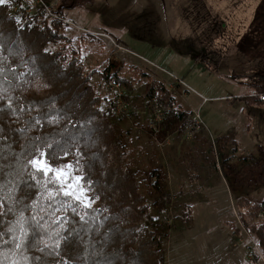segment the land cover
Listing matches in <instances>:
<instances>
[{"label":"trees","instance_id":"1","mask_svg":"<svg viewBox=\"0 0 264 264\" xmlns=\"http://www.w3.org/2000/svg\"><path fill=\"white\" fill-rule=\"evenodd\" d=\"M11 2L18 7L22 4V0ZM60 3L68 7L64 1ZM10 5L0 3V171L12 184L0 191L5 201L0 211L9 207L12 211L3 217L11 223L0 225V231L13 227L19 236L22 226L28 233V244L23 249L5 245L0 250V261L166 264L163 241L175 222L190 228L193 211L186 205L177 215L169 214L175 203L163 166H145V148L134 143L138 133L135 136L133 129L119 126L129 119L131 109L118 112L116 98L96 95L91 79L98 73L103 84L114 82L122 88L145 84L146 95L170 107V115L178 124L184 113L171 107L174 98L170 90L149 70L134 63L116 68L91 67L85 62L81 40L65 34L62 20L50 19L47 9L41 6L30 13L20 8L23 14L18 19ZM86 34L89 40L103 44L100 37ZM252 87L255 95L245 93L235 100L247 106L261 105L259 95L264 93V85ZM104 101L107 106L101 109L99 104ZM213 144L228 185L236 194L241 227L235 228L232 223L228 226L236 234L241 230L251 234L264 256V222L260 220L264 198L257 201L239 192L244 187H264V146L259 143L258 155L240 163L235 156L240 151L235 137L219 136ZM42 151L51 152L57 165L79 160L78 168L85 180L92 182L91 207L73 204V213L71 208L63 210L61 206L62 201H69L68 197L48 199V190L55 191V186L48 184L45 188L42 173H35L33 179L34 169L27 163ZM15 184L20 185L19 191H12ZM9 235L2 239L7 240ZM64 236L70 242H61L57 248L58 238ZM254 257L260 259L257 252Z\"/></svg>","mask_w":264,"mask_h":264},{"label":"rangeland","instance_id":"2","mask_svg":"<svg viewBox=\"0 0 264 264\" xmlns=\"http://www.w3.org/2000/svg\"><path fill=\"white\" fill-rule=\"evenodd\" d=\"M61 1L22 0L19 7L11 0L3 3L11 4L18 19L22 7L27 13L45 7L50 19L65 24V34L81 40L91 67L134 63L149 70L170 90L171 107L184 113L178 124L170 107L146 95L145 84L117 89L114 82L103 84L98 73L91 79L96 95L114 99V91L119 95L120 90L131 102L129 119L119 126L138 133L134 143L146 149L145 166H163L175 203L169 214L177 215L186 205L193 211L192 226L175 222L163 241L166 264H264L256 239L228 226L241 227L236 194L212 145L219 136L235 137L240 163L258 155L259 143L264 146V103L247 106L235 100L245 93L255 95L252 86L264 85V0ZM87 32L103 44L89 40ZM107 101L99 104L101 109ZM239 192L257 201L264 198L261 186ZM260 220L264 222V215Z\"/></svg>","mask_w":264,"mask_h":264},{"label":"snow or ice","instance_id":"3","mask_svg":"<svg viewBox=\"0 0 264 264\" xmlns=\"http://www.w3.org/2000/svg\"><path fill=\"white\" fill-rule=\"evenodd\" d=\"M4 0H0V3H3ZM2 132V129H0ZM49 149L52 148L51 145L48 146ZM65 152V156H67ZM28 165H31L34 169L33 179L35 178V173H42L45 184L44 187L47 188L48 184H53L55 186V191L49 189L47 192L48 199H54L57 195H63L68 197L69 201H62L61 206L63 210L71 208L73 213L76 212V207H73V204L82 207H91V204L94 203V198L88 195L90 191L91 181H86L84 175H77L76 173L80 171L78 168L79 160L75 164L69 162L64 164L57 165L55 160L52 158V153L49 151L39 152L37 155L33 156L32 159L28 160ZM51 172V176L49 173ZM39 183V181H37ZM12 184L11 181H6L4 179L3 172L0 171V191H2L6 186ZM31 185H29L30 187ZM20 185H12V191H19ZM79 192L80 194H77ZM23 197H21V200ZM20 200H17L16 203H19ZM4 198H0V209L4 208ZM35 203V201H34ZM12 208L9 207L7 211H0V225L10 224V221H5L3 217L7 216L8 212H11ZM21 220L23 217L20 218ZM81 220L84 219V216L80 217ZM19 223V221H17ZM62 227V225H61ZM11 234V235H9ZM5 235H9L7 240L2 239ZM58 235V234H57ZM61 242L68 243L70 238L67 236L59 237L56 243V247L61 246ZM28 244V233L21 226L20 235H15V230L13 227H8L6 231H0V250L4 248L5 245H12L14 249H23ZM43 249H41L42 251ZM6 257L7 253H3ZM27 259V258H25ZM36 259H39L37 257ZM2 264V261H0ZM13 264H16L13 261Z\"/></svg>","mask_w":264,"mask_h":264},{"label":"built area","instance_id":"4","mask_svg":"<svg viewBox=\"0 0 264 264\" xmlns=\"http://www.w3.org/2000/svg\"><path fill=\"white\" fill-rule=\"evenodd\" d=\"M121 48H123V47H121ZM112 87L113 88L116 87L117 89H121L120 86L116 83H112ZM122 95H123L122 92L119 90V95L115 99V103H116V107H117L118 112L127 111L130 109V106H131L129 101H126L123 99ZM259 98L262 102H264V94H260Z\"/></svg>","mask_w":264,"mask_h":264},{"label":"crops","instance_id":"5","mask_svg":"<svg viewBox=\"0 0 264 264\" xmlns=\"http://www.w3.org/2000/svg\"><path fill=\"white\" fill-rule=\"evenodd\" d=\"M114 1H116V3L118 2V0H114ZM127 2V1H126ZM115 3V4H116ZM108 25H110V24H108ZM92 31V30H91ZM93 32V31H92ZM89 33H91V32H89ZM122 40H123V42H124V44H125V46L127 47V48H129L128 47V45H127V43L124 41V38H121ZM130 49V48H129ZM130 50H132V49H130ZM132 51H134V50H132ZM135 52V51H134ZM136 54H138L139 56H141L142 58H143V56L141 55V54H139V53H137V52H135ZM264 103V102H263Z\"/></svg>","mask_w":264,"mask_h":264}]
</instances>
